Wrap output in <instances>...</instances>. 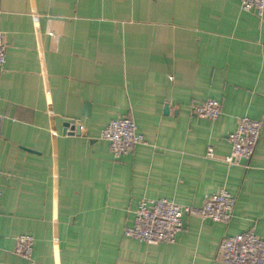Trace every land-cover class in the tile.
Instances as JSON below:
<instances>
[{"label": "crops", "instance_id": "0c3cea01", "mask_svg": "<svg viewBox=\"0 0 264 264\" xmlns=\"http://www.w3.org/2000/svg\"><path fill=\"white\" fill-rule=\"evenodd\" d=\"M0 32V264H225L224 237L264 238V17L239 0H0ZM210 99L216 121L192 113ZM127 115L145 143L116 161L101 134ZM242 117L263 123L248 169L221 160ZM222 189L227 224L125 236L143 199L201 207Z\"/></svg>", "mask_w": 264, "mask_h": 264}, {"label": "built area", "instance_id": "2783aa9c", "mask_svg": "<svg viewBox=\"0 0 264 264\" xmlns=\"http://www.w3.org/2000/svg\"><path fill=\"white\" fill-rule=\"evenodd\" d=\"M244 11L255 12L264 17V0H239ZM7 45L5 36L0 32V70L7 62ZM192 113L202 119L216 121L222 114V106L217 100H207L193 106ZM263 123L248 117L238 120L236 130L229 135L232 145L230 156L221 158L230 166L249 168L256 152ZM101 140L109 144L116 161H120L140 144L145 143L144 136L138 133L137 124L130 115L111 121L101 134ZM208 157L216 158L212 148ZM243 166V165H242ZM0 191V199H1ZM236 207L235 197L226 189L208 196L201 207L176 204L167 199H143L134 212L133 225L125 230V236L150 246L164 243L173 244L185 228V216H198L203 220H212L227 224L233 218ZM16 253L24 259L31 260L34 238L21 235L17 238ZM221 260L225 264H264V238L255 232L235 236H226L220 244Z\"/></svg>", "mask_w": 264, "mask_h": 264}, {"label": "water", "instance_id": "95a60500", "mask_svg": "<svg viewBox=\"0 0 264 264\" xmlns=\"http://www.w3.org/2000/svg\"><path fill=\"white\" fill-rule=\"evenodd\" d=\"M87 113L89 114V108L87 107ZM165 113H170V106H166L165 108ZM68 131L71 130V134H76L78 136H83V137H87V132L85 130L82 129V126L78 123L75 125H71L70 123H66L64 125Z\"/></svg>", "mask_w": 264, "mask_h": 264}]
</instances>
